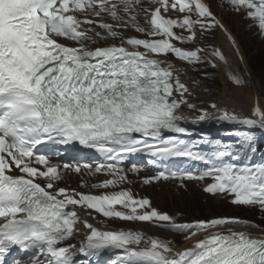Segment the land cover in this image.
<instances>
[{
    "label": "snow or ice",
    "instance_id": "1",
    "mask_svg": "<svg viewBox=\"0 0 264 264\" xmlns=\"http://www.w3.org/2000/svg\"><path fill=\"white\" fill-rule=\"evenodd\" d=\"M225 4L264 38V0ZM218 28L239 56L206 0H0V264H101L106 255L108 264H264V163L211 140L202 153L184 126L213 119L239 125L249 131L238 142L251 145L257 131L264 133V102L254 97L246 116L216 102L198 107L181 80L186 73L169 62L205 78L207 67L227 65L220 49L201 45ZM227 78L247 86L240 75ZM185 108L195 119L180 114ZM83 150L96 154L94 166L54 162L61 151ZM137 156L155 171L144 185L211 180L206 195L257 219L178 222L123 188L131 183L125 165ZM176 160L204 170H172ZM128 170L145 169L132 163ZM82 171L109 177L92 188L111 191L59 186L66 173ZM81 211L154 231L100 230ZM176 235L191 246L177 250Z\"/></svg>",
    "mask_w": 264,
    "mask_h": 264
},
{
    "label": "rangeland",
    "instance_id": "2",
    "mask_svg": "<svg viewBox=\"0 0 264 264\" xmlns=\"http://www.w3.org/2000/svg\"><path fill=\"white\" fill-rule=\"evenodd\" d=\"M210 4L214 12L219 16H223L227 26L232 29L231 31L237 38V42L240 45L241 53L247 61V71L242 67L240 76H242L247 81V86L243 87L246 90H250L251 87H254L259 92V95L264 97L262 93L263 85L256 78L252 69L251 63L260 62L264 59V38L261 37L258 30L255 27H250L251 21L244 18L242 14H237L234 12L231 7L226 6L225 0H209ZM222 14V15H221ZM219 34V29H215L210 38L202 41L206 45H210L213 47L217 36ZM178 63H182L177 61ZM184 65V64H183ZM185 66V65H184ZM186 67V66H185ZM189 69V68H187ZM191 73H193L200 81H204L207 83L209 90L213 92H217L222 90L223 82L221 81L222 77L220 75V69L217 67L213 69L211 67L206 68V72L208 73L207 78L204 77L202 72H195L189 69ZM200 77V78H199ZM207 80V81H206ZM228 88L231 90L234 87L230 81L227 79ZM230 85V86H229ZM239 115L246 116L248 113L240 112ZM217 135H222L223 140L220 143H229L238 140V137L249 130L246 128H242L239 125L217 128L214 131H209L207 136L209 138ZM212 135V136H211ZM256 139V140H255ZM263 140L264 141V133L256 132L255 138L253 141ZM128 179L131 181L130 183H126L123 185V188L130 189L133 193L134 197L137 198H150L153 202L152 207L157 209L162 213H167L173 217H176L178 222H194L197 220H208L210 218H220V217H236L239 219L246 220H256L257 216L253 211L236 207L231 205L227 199L223 197L213 198L209 195H206L202 188L205 184L211 183V180H205L203 182L198 181H185V187H179V183L173 180L169 182H157L149 185H143L142 179L145 177L153 176L155 173L150 170H146L140 172V175H134L131 171H127ZM132 174V175H131ZM130 176V177H129ZM76 180L69 181L68 183H62V187H67L69 189H74L76 192L82 193H91L94 195H100L105 191L103 189H94L92 188L93 184H97L105 180L106 178L103 175H83L81 177H76ZM83 183L84 186H81ZM134 183V184H133ZM129 184V185H128ZM142 184V185H141ZM136 185V186H135ZM151 185V186H150ZM137 190V191H136ZM135 193V194H134ZM119 207V206H117ZM215 211V214H209V212ZM185 212L192 213V216H186ZM195 212H204L205 215H197ZM210 212V213H211ZM97 218L100 222L105 225H109L113 230L121 229H137L138 224H130L126 222L119 221H106L105 218L97 215ZM101 219V220H100ZM149 234V233H148ZM177 238V239H176ZM78 241V239H76ZM174 243L176 248L183 247L186 244L182 235H176ZM177 243V244H176Z\"/></svg>",
    "mask_w": 264,
    "mask_h": 264
},
{
    "label": "bare ground",
    "instance_id": "3",
    "mask_svg": "<svg viewBox=\"0 0 264 264\" xmlns=\"http://www.w3.org/2000/svg\"><path fill=\"white\" fill-rule=\"evenodd\" d=\"M219 17H220V22L222 23L224 29H226L227 32L232 35V31H231L232 29H230L227 26V23L225 22L223 16H219ZM235 41L239 48V56L236 54L235 50L232 48L231 43L227 40V37L224 31L222 30L219 31L217 39L213 45L214 48H218L222 51V53L226 56V59L228 62L227 65L218 62V68L220 69V75L222 77L221 81L223 82V86H222L223 88L221 91H218V93L217 92L212 93L209 90L206 82L200 81V80L197 81L198 78L193 73H191L189 69L183 68L178 65H174L177 69L180 70L181 73H186V74L181 75V80L182 82L187 84L190 90L193 92V97L190 98V102L196 103L198 107H207L208 104L212 102H216L217 104L220 105L222 109L226 108L230 112L235 111L237 114L240 112L248 113L252 105V101L254 97L259 96L261 97L262 102H264V97L260 96L257 89L254 87H251L250 90H246L245 88H232L230 90L228 88V83L226 82V80L228 79L227 78L228 73L240 75L242 74L241 72L242 67L244 68L245 71H247V68H248L246 59L243 55V52L241 53L240 45L237 42L236 38H235ZM241 57H242V60H241ZM194 81L196 83H194ZM182 114L189 121L195 119L196 117V113L189 111L187 108L184 109ZM229 125H233V124H229L226 122L222 123V122H218L215 119H213L211 121H206L201 124L187 123L184 126L188 128L190 132L191 131L202 132V131H212V130H215L217 127H220V128L229 127ZM80 217L82 220L87 219L89 223H92L95 227H97L100 230H113L109 225H105L104 223L100 222L98 219L93 220L91 217L87 216L84 211L80 212ZM141 228H143L147 233L153 234L154 230L151 228H148L146 225H139L137 229H141ZM175 237L176 236L170 237V238L173 239L174 241ZM81 238L82 236L76 237V239L78 240ZM191 243L192 241H187L183 247L177 248V250H182L185 247H189L191 246Z\"/></svg>",
    "mask_w": 264,
    "mask_h": 264
},
{
    "label": "trees",
    "instance_id": "4",
    "mask_svg": "<svg viewBox=\"0 0 264 264\" xmlns=\"http://www.w3.org/2000/svg\"><path fill=\"white\" fill-rule=\"evenodd\" d=\"M251 69L254 73V75L256 76V78L258 80H260V82L262 83L263 87H264V59L261 60L260 62H256V63H251ZM262 93L264 94V88L262 90ZM211 212V211H210ZM209 212V214H215V211H212L211 213ZM197 215H205L204 212H195ZM189 216H192L191 214H188Z\"/></svg>",
    "mask_w": 264,
    "mask_h": 264
}]
</instances>
